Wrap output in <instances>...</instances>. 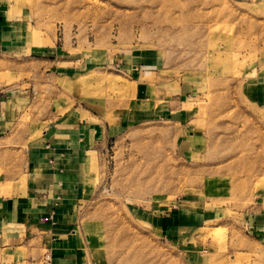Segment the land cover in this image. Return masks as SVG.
Returning <instances> with one entry per match:
<instances>
[{"label": "rangeland", "instance_id": "obj_1", "mask_svg": "<svg viewBox=\"0 0 264 264\" xmlns=\"http://www.w3.org/2000/svg\"><path fill=\"white\" fill-rule=\"evenodd\" d=\"M141 63L161 115L139 109ZM0 102V181L56 108L113 124L78 216L96 264H264V0H0Z\"/></svg>", "mask_w": 264, "mask_h": 264}, {"label": "crops", "instance_id": "obj_2", "mask_svg": "<svg viewBox=\"0 0 264 264\" xmlns=\"http://www.w3.org/2000/svg\"><path fill=\"white\" fill-rule=\"evenodd\" d=\"M83 61V58L70 59V70L79 71ZM148 66L131 65L139 93L143 95L138 98L139 109L145 112L146 105L154 104L153 111L161 115L158 106L162 105V98L153 101L147 96L153 85L147 78L151 73L145 69ZM189 90L187 86L180 87L176 96L166 102L177 103ZM101 111L97 106L82 104L56 108L52 117L39 122L45 124L42 131L27 141L23 171L15 179L0 181V250L7 256L5 264L20 262L13 251L15 246L7 244L17 239L25 241L24 237L32 238L30 243L25 242L30 248L24 260L26 264H96L78 216L87 198V157L89 153L99 156L103 143L113 133V124ZM7 123L0 102V134L6 130ZM179 217L166 220L170 232L179 234L187 230ZM31 241L37 247L32 248Z\"/></svg>", "mask_w": 264, "mask_h": 264}]
</instances>
